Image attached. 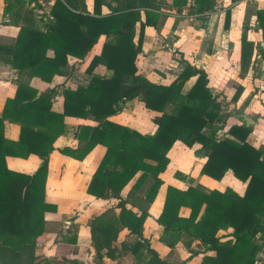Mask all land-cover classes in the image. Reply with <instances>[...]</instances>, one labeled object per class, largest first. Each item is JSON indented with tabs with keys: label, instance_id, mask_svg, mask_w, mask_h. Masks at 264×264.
Masks as SVG:
<instances>
[{
	"label": "trees",
	"instance_id": "16d2710c",
	"mask_svg": "<svg viewBox=\"0 0 264 264\" xmlns=\"http://www.w3.org/2000/svg\"><path fill=\"white\" fill-rule=\"evenodd\" d=\"M232 2L236 0H231ZM3 14H20L25 0H4ZM187 0H171L180 10ZM214 0H194L193 12L212 8ZM106 7L108 11L104 12ZM158 0H53L49 5V21L38 26L29 9L22 17L15 40L0 43V62L13 69L26 71L49 82L66 64L67 56L84 58L104 37L100 52L93 55L86 67L91 75L88 83L74 89L60 87L62 111L52 110L54 88L38 92L18 84L11 96L4 99L0 112V264H21L35 256L37 237L46 231V211L56 206L44 200L48 155L56 138L69 131L65 116L91 119L95 125H78L73 136L76 147L59 151L82 160L96 145L105 152L93 171L86 192L96 198L117 199L88 222L91 243L97 260L116 257L115 241L121 228L138 236L131 246L136 260L146 264H173L162 259L142 237L148 215L127 207L121 190L134 179L133 190L148 181L144 192L146 202H152L162 184L159 174L169 162L167 151L179 140L187 147L199 144L205 159L200 173L220 180L227 170L245 183L242 194L230 187L205 192L192 184L180 189L167 185L161 211L156 221L162 226L160 240L173 247L182 236L197 240L202 247L201 264H254L264 248V146L255 147L246 138L251 130L244 124L228 127L230 136L218 137L223 128L219 117L224 98L210 92L203 69L185 63L180 73L168 84L155 83L137 73L136 55L141 52L145 26L157 28L161 23ZM230 10H225L228 27ZM256 20L264 43V10L256 11ZM137 38L135 40V37ZM253 44L242 34L240 69L249 62ZM264 57V51H261ZM102 64L108 76L92 74ZM195 77L186 93L184 83ZM237 88L231 97L235 101ZM137 99L145 108L160 112L152 121L153 134H141L129 126L108 117L117 113L118 104ZM4 120L19 126L16 140L4 135ZM37 155L41 161L31 174L7 166L6 157L27 158ZM180 173L176 172V175ZM188 208L187 216L179 214ZM117 208V211H116ZM76 224L71 222L61 235V241L76 244ZM231 228L227 238L218 231ZM189 244V243H187ZM193 253V252H192ZM67 264H85L65 256L54 258ZM183 264V263H177Z\"/></svg>",
	"mask_w": 264,
	"mask_h": 264
},
{
	"label": "crops",
	"instance_id": "0c3cea01",
	"mask_svg": "<svg viewBox=\"0 0 264 264\" xmlns=\"http://www.w3.org/2000/svg\"><path fill=\"white\" fill-rule=\"evenodd\" d=\"M36 1L25 0L20 14L13 11L3 14L5 2L0 0V43L14 42L19 26L23 23L21 16L29 9H32L35 15ZM158 1L162 23L157 28L144 27L141 52L135 59L137 73L152 82L168 84L180 73L186 62L203 69L210 92L217 96V100L224 98L219 112L223 128L218 131L217 136H230L227 133L229 126L244 124L234 111L244 112L254 121L250 125L251 130L246 140L255 147L264 146V57L261 53L264 51V43L256 20V11L264 10V0H214L210 10L199 13L192 11L194 0H187L180 10L171 5V0ZM86 4L90 10L91 2L86 1ZM46 9L48 12L49 5H46ZM226 9L230 10V18L228 27L224 28ZM33 20L35 22L34 16ZM242 34L253 44L249 62L243 71L240 69ZM168 36L171 38V45L166 44ZM136 38L137 35L135 40ZM103 40L104 37L100 36L82 59L68 55L66 64L59 68L58 73L49 82L0 62V112L4 99L13 94L18 84L29 85L38 92L54 88L58 92L53 97L52 110L61 112L63 97L59 92L60 87L74 89L88 83L91 75L85 69L93 55L100 52ZM92 74L103 77L108 76L110 71L104 65L98 64L93 68ZM194 79L195 77H190L184 83L181 93L187 92ZM237 88L240 93L236 100L232 101L231 97ZM159 114L160 112L145 108L141 101L133 99L120 102L117 113L108 118L141 134H153L156 125L152 119ZM64 122L69 131L54 141L48 155L45 179L44 200L54 204L56 210L44 213L46 231L37 237L34 252H42L44 256L63 255L85 264H95L88 222L93 216L115 205L117 199L110 195L105 199L96 198L86 192L87 183L105 152V146L96 144L82 160L59 151L63 147L78 146V140L73 136L75 126H93L96 122L74 116H65ZM4 135L16 140L19 135L18 124L4 120ZM199 147V144L187 147L179 140L172 144L167 151L169 162L159 174L162 184L152 202H146L144 199L148 181L138 190H133V179L120 192L127 207L136 212L140 209L147 211L142 237L162 259L173 264H201L202 247L197 240L190 242L186 236H182L173 247H168L160 240L162 226L156 218L162 208L166 186L184 189L192 184L205 192L230 187L238 194H242L245 189V183L236 179L231 170H227L220 180L201 174L200 169L205 158L196 153ZM40 161L35 154H30L27 158L6 157L9 168L28 174L35 171ZM176 172L180 174L176 175ZM138 201L142 203L143 208L138 207ZM179 214L187 216L188 208L180 207ZM71 222L77 226L74 245L61 241L64 229ZM230 231L231 228L222 229L218 234L227 238ZM137 239L136 234L121 228L114 243L116 257L110 259L103 256L102 263L125 264L124 261H128L133 264H146L145 261L138 262L130 251ZM123 248L126 252L121 251ZM254 264H264V248L259 252Z\"/></svg>",
	"mask_w": 264,
	"mask_h": 264
},
{
	"label": "rangeland",
	"instance_id": "374dc122",
	"mask_svg": "<svg viewBox=\"0 0 264 264\" xmlns=\"http://www.w3.org/2000/svg\"><path fill=\"white\" fill-rule=\"evenodd\" d=\"M53 0H37L36 1V11H35V15H34V19L35 22L38 26L40 25H45L46 23H48L49 21V16H48V12L46 9V5H50L52 3ZM89 3L91 2V0H86ZM163 1V0H161ZM160 2V1H159ZM103 10L106 12L108 11V9L106 7L103 8ZM138 207L139 208H143L144 206L142 205V203L140 201H138ZM52 247V245L50 246ZM126 250V249H125ZM122 252H126L124 251V248L121 250ZM62 253V252H59ZM61 255V254H58ZM63 255L59 256L62 257ZM58 256H52V254H49V256H44V254H42V252H37V254H35L34 258L31 260V262H29V257L26 256L25 259L22 261L21 264H67L65 261H60V260H55L54 258H59ZM93 260L95 261V264H103L102 260H97V258L94 256ZM125 264H133L128 262V261H124Z\"/></svg>",
	"mask_w": 264,
	"mask_h": 264
},
{
	"label": "water",
	"instance_id": "95a60500",
	"mask_svg": "<svg viewBox=\"0 0 264 264\" xmlns=\"http://www.w3.org/2000/svg\"><path fill=\"white\" fill-rule=\"evenodd\" d=\"M172 41L170 36L167 37L166 39V44L167 45H171ZM235 115L240 118L243 122L245 126H250L254 123V121L244 112H239V111H234Z\"/></svg>",
	"mask_w": 264,
	"mask_h": 264
}]
</instances>
